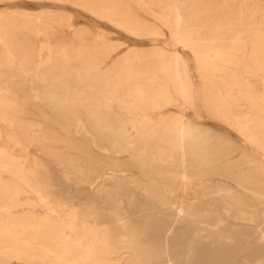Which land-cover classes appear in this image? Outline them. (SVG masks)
I'll return each instance as SVG.
<instances>
[{"label": "bare ground", "instance_id": "obj_1", "mask_svg": "<svg viewBox=\"0 0 264 264\" xmlns=\"http://www.w3.org/2000/svg\"><path fill=\"white\" fill-rule=\"evenodd\" d=\"M66 1L134 34L156 39L158 26H166L173 49H135L108 66L110 48L91 51L64 14L0 10V66L15 76L0 93V121L15 133L5 141L0 135V171L27 184L57 178L38 159L26 171L9 145L43 139L45 153L65 167V180L88 194L85 212H71L59 224L16 212V182L0 179V264H115L111 259L124 254L126 263L117 264H264V101L255 88L257 80L264 83V6L255 0ZM61 25L71 27L70 37H55ZM178 45L192 55L207 112L257 150L259 162L230 136L182 117L195 109L190 63ZM26 109L45 123L25 122ZM71 125L83 136L79 142L67 134ZM95 147L126 157L98 155ZM112 166L141 176L128 179ZM213 177L234 185L216 186Z\"/></svg>", "mask_w": 264, "mask_h": 264}, {"label": "rangeland", "instance_id": "obj_2", "mask_svg": "<svg viewBox=\"0 0 264 264\" xmlns=\"http://www.w3.org/2000/svg\"><path fill=\"white\" fill-rule=\"evenodd\" d=\"M255 1L257 4H261L264 6V0ZM1 9L11 11L13 12V14H22V12L28 13L29 16L38 15L42 10H51L64 14L67 17L68 21L72 24L71 27L77 28L83 33L84 42L88 45L91 51L100 52V50L105 46L110 48L111 52L109 55L114 56H108V66H111L112 63H114L119 58L130 55L135 49L149 50L150 48L158 47L166 49L167 52H170L171 49H173V46H171V42L169 39V31L166 26H158L160 33L155 36L156 39L152 38L153 36L149 35L134 34L111 23L104 18L96 16L89 10L66 0H0V10ZM137 12L142 16V19L153 21L151 16L145 11L137 9ZM71 27H67L66 25L57 26L55 30V37L58 39H66L70 37ZM19 34L20 36H22V33ZM177 47L180 46L178 45ZM180 49V53L182 54V56L186 60H189L190 63L193 96L192 109H195V112L191 109H187L185 111V115H182V117L199 128L207 127L214 132L217 131L230 136L235 143L243 146L245 150L253 155L254 162H259L260 153L257 150L250 147L244 141V139H242L239 133L229 124L214 116H211V114L207 112L202 104L201 79L195 71L192 55L189 50L184 48L182 49L181 47ZM233 67V65L228 66L227 71H231ZM13 78H15V76L12 70H10L7 66H0V93L5 91L7 86L14 84L13 81H11ZM216 78H218V76H216ZM255 88L258 96L264 101V83L261 80H257ZM169 108L177 109V107L173 106H170ZM239 108L245 109L244 106H240ZM112 109L117 110L116 107H113ZM26 111L27 113L23 115V120L25 122L32 124L45 123L34 113L33 109H26ZM176 112L177 114H180L179 111ZM79 116L81 117L82 121L83 116ZM47 128H51L52 130H54L51 132H54L56 134H65L66 131L65 129L63 130V128H60L55 124H49ZM75 128V126L71 125V132H67V134L68 136H71V139L79 142L81 139H83V136L81 133H77ZM127 132H130V130H128ZM12 134H15L13 129L7 126L4 121H0L1 141H5L6 137ZM20 141L21 143L18 145V147L9 144L10 148L14 149L22 159V163H20L19 166L24 168L26 171H28L29 169H34L33 159H38L46 167V173L47 175H49V178L53 177L54 175L57 178L53 177L54 180L46 181L44 182V184H41L38 181L32 179V181L29 180V183L27 184L21 179L19 180L15 178L12 173L0 171V179H12L14 182H16V198L18 205L16 206L15 211L29 212L35 216H48L50 219L58 222L59 224H65L68 220L69 213L71 212H85V202L88 199L87 191L81 190L80 184H78V182H71L70 179L65 180L64 175L67 174L65 172V167H60L58 162L52 160L45 153L47 151L40 145L41 143H46V141L40 139L35 144L32 142L26 143L23 141V139H20ZM55 149L58 151H63L68 155H73L75 153L72 149L65 147L63 148L59 146ZM95 150L98 155L107 153L111 154V157H117L118 160H124L126 157V155H123L121 153H114L111 149H99L95 147ZM237 154V151L231 153V159L234 160ZM117 168L119 167L112 166V170L114 172H127L128 174L125 177L128 179H132L136 176H141L140 172L136 169H122L121 171ZM103 170L104 169H101L100 173L103 172ZM213 180L214 183L217 184L216 186L226 187L230 184L221 177H213ZM230 189L234 190L233 188ZM41 197L43 199H41ZM262 199L264 201V197ZM259 210L260 208L255 207L254 211L258 212ZM98 224H105V222H98ZM66 230L67 228L64 227L63 231L66 232ZM125 256L126 254H124L121 258H117L118 256L115 255V257L111 259L110 262H113L115 264L126 263L127 259L124 258ZM9 262L10 264H26L23 261H18L15 259H11Z\"/></svg>", "mask_w": 264, "mask_h": 264}]
</instances>
